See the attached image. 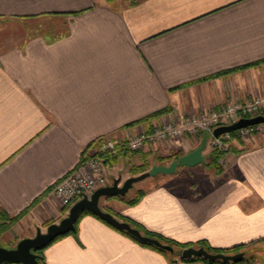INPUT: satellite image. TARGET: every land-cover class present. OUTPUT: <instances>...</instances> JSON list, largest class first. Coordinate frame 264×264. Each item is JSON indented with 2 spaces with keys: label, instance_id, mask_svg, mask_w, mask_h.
Here are the masks:
<instances>
[{
  "label": "crops",
  "instance_id": "0c3cea01",
  "mask_svg": "<svg viewBox=\"0 0 264 264\" xmlns=\"http://www.w3.org/2000/svg\"><path fill=\"white\" fill-rule=\"evenodd\" d=\"M257 93H264V0H0V214L8 218L0 247L65 217L48 192L95 155L100 138L126 140L156 120L175 122ZM230 141L228 170L203 172L202 152V164L184 168L194 180L152 185L167 175L151 177L137 189L138 203L118 201L113 212L179 243L255 242L241 264H264V242L256 243L264 241V143L243 149L247 140ZM191 143L120 148L109 162L129 172L155 157V147L185 155L194 149L181 147ZM43 257L45 264L172 260L92 215Z\"/></svg>",
  "mask_w": 264,
  "mask_h": 264
},
{
  "label": "built area",
  "instance_id": "2783aa9c",
  "mask_svg": "<svg viewBox=\"0 0 264 264\" xmlns=\"http://www.w3.org/2000/svg\"><path fill=\"white\" fill-rule=\"evenodd\" d=\"M264 117V93H257L244 100L230 99L219 110H201L175 122L163 119L151 122L149 130H142L126 140L102 137L96 142V153L80 164L48 192L49 198L60 208L66 209L83 197H90L95 190L106 186V160L104 155H115L120 148L131 152L143 150L178 140L182 137H200L209 134L212 149L226 152L231 133L213 137L212 131L219 126L230 125L243 118ZM264 124L239 129L235 137L241 138Z\"/></svg>",
  "mask_w": 264,
  "mask_h": 264
},
{
  "label": "water",
  "instance_id": "95a60500",
  "mask_svg": "<svg viewBox=\"0 0 264 264\" xmlns=\"http://www.w3.org/2000/svg\"><path fill=\"white\" fill-rule=\"evenodd\" d=\"M259 124H264V117L243 118L230 125L215 128L212 131V135L213 137L218 138L221 135ZM206 140V138L202 139L200 146L193 151L180 156L178 159L172 161L168 166L154 165L149 171L143 172L138 176L129 177L123 182H121V178L119 177L114 179L112 184L95 190L90 197H83L78 200L70 206L68 213L64 218H62L58 223L47 226L45 232H41L40 229H37L34 237L20 240L14 248L9 249L0 247V264H39L35 251L42 250L58 237L74 233L76 231L75 225L79 216L84 211L98 217L118 230L129 233L141 242L152 244L163 250L172 252L173 250L169 246L162 245L156 239L143 236L139 230L131 227L127 222L120 221L111 213L102 210L99 206V202L101 198L124 197L135 183L148 177H155L159 174L170 175L173 174L178 167H194L198 164H202L204 162L202 152L205 148ZM180 257L182 259L202 257L207 259L209 262L220 261L227 264L229 262L238 263L242 261L244 259V254H212L207 252L204 248L189 247L181 251Z\"/></svg>",
  "mask_w": 264,
  "mask_h": 264
},
{
  "label": "rangeland",
  "instance_id": "374dc122",
  "mask_svg": "<svg viewBox=\"0 0 264 264\" xmlns=\"http://www.w3.org/2000/svg\"><path fill=\"white\" fill-rule=\"evenodd\" d=\"M163 120L164 121H168L166 119H163ZM203 135H205V137L208 138V141H209L210 137L208 135H206V133H204L200 137H197V139L196 138H193V137H182V138H179L178 140L168 142V143L164 144V146L167 147L170 144H171L170 146H172V144H175L176 145V144H179V141H182V142L188 141L190 143L193 142V145H191V146H188V145H185V144L182 145L181 148H183V152L185 153V152H187L190 149H196L198 146H200L201 140H202L201 137ZM236 138L239 141L240 140H242V141L243 140H247L246 141V145H245L246 148L244 147L243 149L250 148V144H251L250 142L255 143V145H257V143L262 144V143H264V126H262L260 130H254L253 132L248 133L244 137H241V138L236 137ZM248 140H250V141H248ZM230 142H229V146H230ZM252 146H253V144H252ZM154 149L155 150H152V151L153 152L156 151L155 152L156 155H155V157H152L151 160H147L149 162H146L145 163V164H147L146 165L147 167L145 168L146 171H149L151 169V166H153V165H159V164H161V165H167L168 166L172 161H174V160L177 159V156H181L182 155L181 154V151L172 152L171 154L164 155L163 154L164 153L163 150H159L161 152H159L157 154V150L158 149L156 147ZM170 149H171V147H170ZM212 150H213L212 149V144L210 142L207 143L206 146H205V148H204V150H203V153L206 156V160H207V161H205V164L207 162H209V155H210V153H211ZM139 151H142V150H139ZM226 158L227 157L225 156V157H222L220 159V161L218 162V164H219L220 167L218 169H220V170H228L230 168V162H228ZM107 168H108V172L106 174V184H109V183L112 184L113 180L117 177V175H120V177H124L125 175L130 174L131 175L130 177H133V176H138V175H140V174L143 173L140 170H138V166H131L129 168V172H128V168H127L126 163L125 164L124 163H122V164L121 163L116 164V162H111L108 165ZM120 168H121V170H120V172H118ZM184 168H186V167H178L176 169L175 173L170 174V175H167V176H163V177H158L157 179H154L153 181H149V182H151L152 185H154V184L156 185L157 182H159V183L161 182L162 183V180L164 182H166V183H172V184L173 183H179V181H178L179 179H182V180H180V182H183V183L185 182V180H194L193 178L188 179L189 178L188 177V174L187 173L185 174V172H187V169H184ZM205 168H207V165L200 167V169L202 171L203 170L206 171ZM146 171H144V172H146ZM191 175L196 176V172L191 173ZM150 179H151V177H148L145 180H142V181H139V182L135 183L133 185V187L127 192V194L124 197H122V198H124L125 200H129L130 198H134L137 195V193H138L137 192V189L140 188L141 186H144V184L147 182V180H150ZM118 201L119 202L121 201L120 199H118V197L101 198L100 199V202H99V206H100V208L102 210L111 213L115 218H117L118 220L121 221V219L118 216L119 214H116L115 212H113L114 210L112 209V208H115L116 206H119ZM123 204L126 205L125 203H123ZM69 208L70 207L66 208V215L68 213ZM261 242H264V241H261ZM244 252L248 256V259L251 258L249 256H252L253 255V254H250V253L248 254V249L247 248L244 249ZM172 259H173V257H172ZM174 259H180L181 260L182 258L180 257V255H176L174 257Z\"/></svg>",
  "mask_w": 264,
  "mask_h": 264
},
{
  "label": "trees",
  "instance_id": "16d2710c",
  "mask_svg": "<svg viewBox=\"0 0 264 264\" xmlns=\"http://www.w3.org/2000/svg\"><path fill=\"white\" fill-rule=\"evenodd\" d=\"M246 67V66H245ZM167 110H162L160 112H157V113H154L152 114L151 116H149L148 118H145L144 120L142 121H148L149 119H153V118H157V117H160L162 116L164 113H166ZM232 137H235L236 135V132H232L230 134ZM206 138V137H205ZM208 139V138H206ZM229 151V149L226 151V152H223V151H220V150H217V149H213L209 155V162H207L205 165H207L208 167H212L214 168L215 170H217L220 166L218 164V162L220 161V159L222 157L225 156V154ZM104 156H109L108 154L104 155ZM180 156H177V159L179 158ZM118 158V155H114L112 156L111 158H107L106 159V163L110 161V159H113V160H116ZM110 163V162H109ZM147 164H143L142 166L138 167V170H140L141 172H144L146 171V166ZM141 193L138 192L137 195L133 198V199H130V200H125L124 198L122 197H118V199H120L121 201H123L126 205H135L136 203H138L139 201V198L141 197ZM83 215H92L90 214L89 212H86L84 211L83 213L80 214L79 216V219L83 216ZM93 217L99 219L98 217L92 215ZM78 219V221H79ZM101 220V219H99ZM6 221H8V218L6 216H2L0 214V235L1 233L6 230L7 228V225H6ZM11 221V220H10ZM78 221L75 225L76 227V231H77V224H78ZM102 222H104L106 225L110 226L111 228L117 230L118 232L124 234L125 236L131 238L132 240H134L135 242H137L138 244L142 245V246H145V247H149V248H152L154 250H157L163 254H166V255H169L170 258L173 257V259L171 260V264H175V260H174V257L176 255H180L181 251L185 248H189V247H194V248H204L207 252L209 253H212V254H224V255H233V254H237V253H243L245 255V252H244V249L246 247H248L249 245H253L255 244V242L253 243H250V244H246V245H240V246H234L232 248H226V249H220V248H212L210 246H208L204 241H200L196 244H190V243H179V242H176L174 240H171V239H167V238H164L162 236H160L159 234H156V233H153V232H149L145 229H143L140 225H138L137 223L131 221L130 219L128 218H122L121 221H124V222H127L128 224H130L131 227L139 230L141 232V234L143 236H146V237H149V238H153V239H156L158 240L162 245H166V246H169L170 248H172V252H169V251H166V250H163L159 247H156L152 244H148V243H145V242H141L139 241L138 239L134 238L132 235H130L129 233L125 232V231H122V230H118L114 227H112L111 225H109L108 223H106L105 221L101 220ZM76 231L74 233H76ZM71 234V233H69ZM62 237V236H61ZM61 237H58L57 239L61 238ZM57 239H55L54 241H56ZM53 241V242H54ZM262 240H259V241H256V243H260ZM52 242V243H53ZM51 244V243H50ZM49 244V245H50ZM47 245V246H49ZM46 246V247H47ZM45 247V248H46ZM43 248L42 250H38V251H35V254L37 255V261L39 264H45V260H44V257H43V251L44 249ZM182 262H186V263H190V262H202L204 264H224L220 261H215V262H209L207 259L205 258H202V257H193V258H188V259H181ZM246 261V258L244 257V259L238 263H232V262H229L227 264H241L243 262ZM7 264V263H6Z\"/></svg>",
  "mask_w": 264,
  "mask_h": 264
}]
</instances>
